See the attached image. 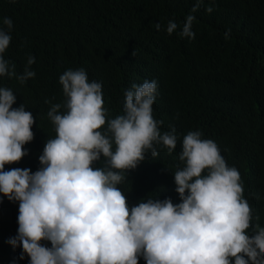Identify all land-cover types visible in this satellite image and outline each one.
I'll return each mask as SVG.
<instances>
[{
  "label": "clouds",
  "instance_id": "9594fccd",
  "mask_svg": "<svg viewBox=\"0 0 264 264\" xmlns=\"http://www.w3.org/2000/svg\"><path fill=\"white\" fill-rule=\"evenodd\" d=\"M201 3L196 0L191 11ZM194 19L186 17L180 37L195 38ZM154 27L159 31L162 25ZM178 27L169 20L166 31L172 34ZM12 29V19L4 17L0 77L23 84L36 75L31 69L35 57L29 55L23 73L17 74L15 64L3 56ZM229 37L230 29L225 32ZM59 83L66 100L47 113L56 135L42 148L35 173L14 164L34 139V117L23 104L14 109L13 91L0 87V231L11 250L0 264H264V227L252 225L240 173L227 165L217 143L202 139L198 130L183 136L174 172L181 202L148 198L129 208L117 187L126 171L135 169L145 153L157 157L155 145L170 154L177 146L175 128L161 132L163 121L152 115L156 80L133 83L124 92L123 114L111 119L103 106L102 83L89 81L85 69L66 70ZM101 154L104 166L94 169ZM11 163L14 169L5 171ZM5 204L13 207L9 230L1 227Z\"/></svg>",
  "mask_w": 264,
  "mask_h": 264
},
{
  "label": "trees",
  "instance_id": "16d2710c",
  "mask_svg": "<svg viewBox=\"0 0 264 264\" xmlns=\"http://www.w3.org/2000/svg\"><path fill=\"white\" fill-rule=\"evenodd\" d=\"M195 2L0 0V22L4 17L13 21L4 58L22 74L28 56L35 57L34 78L21 84L15 77H0V87L10 88L16 97L12 107L23 104L35 120L31 130L37 138L14 164L33 173L41 168L42 148L56 135L47 113L66 100L59 83L66 70L83 68L89 81L102 83L109 119L123 114L124 92L133 83L156 80L152 115L163 121L161 132L175 128L177 146L170 154L155 145L157 157L145 153L135 169L126 171L117 187L129 208L148 198L181 202L174 172L183 136L198 130L202 139L217 143L227 165L239 171L252 225L264 227V0H202L193 13ZM208 7L214 11L208 13ZM189 14L195 17L194 39L178 35ZM169 20L180 26L172 34L166 31ZM156 23L162 25L159 31ZM103 166L101 154L92 167ZM11 169L13 163L5 164V171ZM12 225L13 207L5 204L1 227L9 230ZM247 233L254 234L252 229ZM5 239L0 231V261L11 257ZM41 243L51 247L49 241Z\"/></svg>",
  "mask_w": 264,
  "mask_h": 264
}]
</instances>
